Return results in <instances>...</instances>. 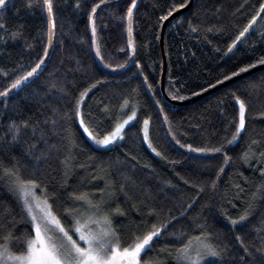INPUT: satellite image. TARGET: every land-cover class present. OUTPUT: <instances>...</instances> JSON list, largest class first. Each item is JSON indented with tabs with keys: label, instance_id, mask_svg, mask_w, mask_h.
I'll return each mask as SVG.
<instances>
[{
	"label": "snow or ice",
	"instance_id": "1",
	"mask_svg": "<svg viewBox=\"0 0 264 264\" xmlns=\"http://www.w3.org/2000/svg\"><path fill=\"white\" fill-rule=\"evenodd\" d=\"M117 2L118 0L25 2V9L30 13L38 11L47 27L45 36L31 37L32 41L43 43L44 46L42 54L37 55L30 70L23 71V63L18 64L11 73L0 69V75L5 78L15 76V79L4 84L3 90H0V105H3V111H0V264H264V213L256 224L249 219L255 216L257 208L264 209V136L250 139L239 157L249 166L252 163L258 165L256 171L260 174L259 183L254 185V190L249 192V181L243 178L241 173L242 182L230 185L231 198H228V192L221 194L225 166H231L232 161L228 150L244 138L248 131L247 123L252 120L248 115L249 102L235 92L230 94L238 108V117L228 122V125L234 128L230 137L226 126L223 138L217 140L216 134L210 133L204 146L182 142L172 127L173 121L169 115L171 106L165 110V105L157 98L154 84L149 81L151 73L145 72V68H152V71L155 69L152 65L140 62L137 45L132 39L135 13L143 0H120L126 3V8L121 10L123 14L118 16V22L120 27L124 28L126 21L128 38L125 47L120 48L119 52L123 53L126 59L123 62H111L109 57L102 53L100 41L104 40L103 33L108 24L100 17L98 10L102 12L106 8H112ZM193 2L194 0H181L180 3L167 4V0H157V4L167 5L160 9L157 26L163 22L171 23L172 18L176 20L177 27H183L187 18H177L174 13L179 9L188 8ZM258 3L255 14L227 46L226 56L234 53L238 43H243L242 38L247 39L254 34L256 25L264 21V0H258ZM11 4L12 0H0V13L10 10ZM244 7L242 4L241 9ZM69 9L76 18L81 14L86 16L91 32L90 50L94 54L96 67L88 69L76 60L75 63L79 66L67 70L60 77L64 81L60 87L52 82L60 75L59 70H56L49 83L40 86L43 96L33 91L30 97H21V101L16 104V107L23 111L31 113L32 109H36V112L28 116L21 113L17 119L9 117L5 123L7 101L13 95H19L29 84L35 83L55 48L63 47L64 39L56 38V17L58 11L67 12ZM155 10L154 6L153 11ZM220 11L215 9L214 12L217 24L220 23ZM201 15L207 17V9L198 10L192 14L193 20L187 21L185 31L189 35L203 32L204 39L207 40V33L225 31L223 28L218 29L217 24H206L200 19ZM0 32H8L7 25L3 22H0ZM26 33H30V29L25 23H21L9 36L13 42L24 41L23 49L31 55L35 52V43L28 42ZM154 38L160 39L159 36ZM259 43L262 45L261 52L264 53V32L260 34ZM216 51L220 49L217 48ZM255 51L256 49L252 48L253 55L248 57L252 62L238 67L230 74H224L222 78H217L214 84L208 83L207 88L201 86L200 92L214 88L241 73H248L258 65L264 66V54L257 56ZM181 53L185 62L189 55L196 57V52L189 53L186 49L181 50ZM20 59L22 61L23 57ZM96 73L126 77L123 84L116 82L108 94L110 99L122 101L118 104V115L113 112L117 105L101 102L102 106L97 104L93 108L86 104L90 93L94 94V90H98L100 86L109 85L108 80L98 78ZM128 73H131V76ZM68 77H71V80ZM136 79L140 80V85L125 91V85ZM176 82V77L170 69L169 83L174 85ZM141 86L150 94L154 106L158 109L157 114L162 120V126H166L167 136L171 137L179 149L185 150L184 163L189 159L193 160L189 169L194 178L180 179L185 186L190 185V188L196 191V198L190 199L185 210L178 216L172 215L171 209L165 211V204L173 203L181 191L172 181H166L163 187H152V179L145 177L143 183L147 184V187L144 197L132 203L133 197L129 195L128 187L135 182L134 173L132 176L125 175L121 171V162L101 161V171L107 168L108 175L115 176L112 171L115 168L116 172L123 176L119 182L115 179L111 183L105 182L104 187L93 184L94 181L104 180V177L96 174L94 161L98 157L87 156L93 163L78 162L79 154L84 152V148L72 126L82 130L90 153H107L113 150V146L119 148L126 138L135 144L136 139L131 133L139 124L137 136L141 146H146L156 157L168 159L153 144L150 135L152 115L147 113L142 120L138 117L140 107L136 97L140 94ZM200 92H192L191 96H198ZM168 96L172 101L190 98L181 95L180 89H170ZM245 96L264 99V71L246 82ZM220 110L223 112V107ZM259 115L264 117V112ZM195 127L202 128L200 124ZM214 140L216 142H213ZM189 154L194 155L190 157ZM218 156L224 163L217 169L213 161ZM131 160L136 161V164L132 165L136 168L139 164L137 156L132 155ZM53 162L57 165L55 168L52 166ZM170 163L175 167L182 162L171 160ZM142 167L145 171L149 170L147 164ZM151 171L154 174V169ZM84 172L88 174L83 175ZM57 175L59 180L56 179ZM176 175L179 176V173ZM45 176L47 182L42 178ZM203 177L210 179L205 180ZM73 182L80 186L92 184L95 191L78 190L73 187ZM205 192L211 193L210 202L196 208ZM217 197L231 207H235L233 200L244 201L241 212L235 218L226 212L217 213ZM193 209H196L195 213ZM212 213L226 216L230 225L229 231L239 245L238 249L230 247V242H226L228 238L221 239L220 234L214 230L213 225L209 223ZM125 220H129V223L126 224ZM181 221H186L187 227L181 224L183 231L170 233L169 230ZM246 227L255 232L254 240L249 243H246L240 234L233 232V229L242 231ZM192 232H198V235L194 236Z\"/></svg>",
	"mask_w": 264,
	"mask_h": 264
},
{
	"label": "trees",
	"instance_id": "2",
	"mask_svg": "<svg viewBox=\"0 0 264 264\" xmlns=\"http://www.w3.org/2000/svg\"><path fill=\"white\" fill-rule=\"evenodd\" d=\"M26 0H14L10 5V10L0 13V22L7 25V33L0 32V69L12 72L17 65L23 63V71L30 70L31 64H34L38 54L43 52V43H36L32 41V36H45L46 22L41 19L39 12H28L24 5ZM180 3L181 0H167V4ZM245 5L241 9V5ZM156 8L153 11V8ZM167 5L160 3L157 4V0H143L139 5L138 11L135 13L136 19L133 24V37L138 51V59L142 64L152 65V68H145V72L151 73L149 75V81L155 86L157 98L160 99L165 105L167 111L169 105L165 103L160 92L158 90V83L161 72V53L159 47V39H155V36L160 35L161 25L157 26L158 16L161 14L160 9L165 8ZM103 7V6H102ZM258 0H195L193 6L177 16V18L186 17L183 27L176 26V20L172 19L171 23L165 28L164 33V51L166 56V73H165V92L168 96L170 89H180V94L185 96H191L192 92H200L201 86L207 88L208 83H215L217 78H222L224 74H230L231 71H236L238 67L244 66L247 63L252 62L248 57L252 56V48H255V55L259 56L264 54L261 52L262 45L259 43L260 34L264 32V21H260L255 27V33L250 35L243 43L237 46V49L228 59H225V51L227 46L231 43L232 39L238 34L240 30L245 27L248 19L251 18L255 11L258 9ZM126 8V3L120 2L113 5L112 8H106L104 11L98 10L100 17L108 27L105 29L104 40L100 41L102 53L106 54L111 62H123L126 57L123 53L119 52V49L125 47L127 40L126 33V21L125 27L122 28L118 22V16L122 15L123 9ZM207 9L208 16L201 15L200 19L205 21L206 24H217L214 12L215 9H220V23L217 24V28H223L225 31L219 30L207 33V40L204 39L205 33L200 34L193 33L189 35L185 29L187 28V21H192V14L198 10ZM240 9V11H237ZM57 39H64L65 43L63 47L57 46L52 52L51 59L45 67L39 79L35 83L29 84L25 87L19 95H13V97L7 101L8 111L5 117V123L8 122V118L17 119L22 113L24 116L31 115L36 112V109H32V112H26L16 107V104L21 101V97H30L33 91L43 96L44 93L40 91V86L49 83L51 75L59 70V76H57L53 83H56L58 87L63 86L64 81L60 79L61 76L69 69L78 67L75 63L76 60L80 61L81 65H84L88 69H94L96 64L94 63L95 57L90 50L91 44V32L87 25L86 16L81 14L76 18L71 9L67 12L58 11L57 17ZM195 22V21H193ZM25 23L30 33H26L28 36V42L35 43V52L29 55L23 49L24 41L13 42L10 39L9 34L16 29L18 24ZM67 34V35H65ZM207 41H211L208 43ZM46 42V39H45ZM219 48L220 51H216ZM186 49L189 53L196 52V57L192 58L189 55L187 62L184 61V56L181 50ZM20 57H23L21 61ZM71 61V62H70ZM174 73L176 77V83L174 85L169 83V72ZM17 71H21L17 69ZM135 71V68H133ZM264 71V70H262ZM253 73L249 77L240 79L238 81L230 82L212 93L204 96L203 98L182 106H171L172 111L169 113L170 118L173 121L172 127L177 137L182 142L193 143L195 146H204L209 138L210 133H215L217 140L221 139L225 135V127L228 126V135L234 128L228 125V122L233 120L234 117H238V108L234 105V101L230 98V94L235 92L241 95L249 102L248 115L252 118L251 122L247 123L248 131L244 138L236 145L230 146L228 154L232 157L231 166H225V172L221 181V194L228 192V198L232 196V189L230 185L235 183H241L242 178L240 174H243V178H247L249 192L254 190V185L259 183L260 174L256 171L258 165L252 163H243L239 157L242 151L245 149V145L250 139L259 138L264 136V117L259 114L264 112V99L256 98L255 96H245V84L253 77H257L261 72ZM98 78L106 79L109 81L108 87H98V90H94V94L90 93L89 98L86 101L88 106L95 108L97 104L107 103L111 105H117L113 108V112L119 114L118 104L122 101H118L115 98H109V93L116 82L124 83L126 77L114 74L110 76H103L100 73H96ZM131 76V73H128ZM15 76L10 75L8 78L0 75V90L4 84L9 83ZM71 80V77H68ZM140 85V80H132L129 84L125 85V91L130 88H136ZM181 86H183L181 88ZM209 89V88H208ZM139 96L136 97V101L139 102L140 111L138 117L142 120L143 116L150 113L153 117V124L150 129V135L154 146L158 148L168 159L164 160L156 157L153 153L141 146L137 131L140 127L137 124L136 128L132 129L131 135L136 139V143L133 144L131 139H127L119 148L113 146V150L107 153L91 152L88 149V142L82 135V130L78 127L72 126V130L79 138L81 146L84 148V152L79 154V163H93L87 159L88 155L98 157L94 161L96 165V174L104 177V180L94 181L93 184L99 187H104L105 182L111 183L113 179L117 182L123 179L120 172H116L115 168L112 171L115 176L108 175V169L105 168L101 171V161H119L121 162V171L125 175L132 176L134 173V183L129 184V195L133 197L132 203H136L138 200H142L144 197V190L147 184L143 183L145 177L152 179V187L159 185L163 187L166 181H172L181 190L178 198L173 203L165 204V211L171 209L172 215H179L186 208L187 202L190 199L196 198V191L192 190L189 186L183 184V180L180 177H185L192 180L193 174L191 173L189 166L193 163V160L189 159L187 163H184L185 157L183 153L185 150L179 149L175 145L171 137L167 136L166 126H162V120L158 116V109L154 106L150 94L141 86L139 87ZM201 93V92H200ZM223 102V105H221ZM135 103V101H134ZM102 106V104H101ZM223 107V112H221ZM0 111H3V105H0ZM95 115V111H93ZM200 124L201 129H197L195 126ZM25 139H29L25 137ZM213 142H216L215 140ZM135 155L138 158L139 164L136 168L132 165L136 164V161L131 160V156ZM194 154H189L193 156ZM127 156V159H126ZM171 160L181 161L175 167L170 163ZM217 166L224 163L223 159L218 156L213 161ZM147 164L149 170H143V165ZM53 168L57 165L53 162ZM47 168V166H45ZM154 169V174L151 170ZM179 173V176L176 174ZM29 173H25L28 175ZM84 172L83 175H87ZM47 182V176L42 177ZM56 179L60 177L57 175ZM203 179H210L209 177H203ZM73 187L78 190L95 191L92 184L80 186L73 182ZM211 193L205 192L200 197V203L196 205V208H200L203 204L210 202ZM217 213L226 212L227 215H231L233 218L241 212L244 205L242 200H233L235 207H231L226 204L224 200L216 198ZM196 209H193L195 213ZM217 213L210 214L209 223L213 225L214 230L220 234L221 239L228 238L230 247L239 248V245L235 242L232 236V232L229 231L230 225L225 215H219ZM264 213V209L257 208L255 216L249 219L256 224L260 215ZM126 224L129 220L124 221ZM156 222V221H153ZM175 223V222H174ZM181 224L187 227L186 221H181L175 224V227L170 229L169 232L183 231ZM119 226V225H117ZM233 232H237L242 236L246 243L252 242L255 238V232L249 231L246 227L242 231L239 229H233ZM192 235H198V232H192ZM174 264V262H173Z\"/></svg>",
	"mask_w": 264,
	"mask_h": 264
},
{
	"label": "water",
	"instance_id": "3",
	"mask_svg": "<svg viewBox=\"0 0 264 264\" xmlns=\"http://www.w3.org/2000/svg\"><path fill=\"white\" fill-rule=\"evenodd\" d=\"M13 1L14 0H12V2ZM194 2H195V0H194ZM194 2L192 4H190L188 8L179 9L176 13H174V16L177 17V16L181 15L182 13L186 12L187 10H189L193 6ZM170 20H172V18H170ZM168 23L169 22H163V24H161L160 35H159V37H160V39H159V47H160V53H161V72H160V78H159V83H158V90H159L160 95L162 96L163 100L165 101V103L168 104L169 106L175 107V106H182V105H187V104L193 103V102L203 98L204 96L212 93L213 91L219 89L220 87H222V86H224V85H226V84H228L230 82L238 81L240 79L249 77L253 73H257V72H260V71L264 70V66H259L258 65L257 68L250 69L248 73H241L237 77H232L231 80L224 81V83L218 84L214 88H209V89H207V91L201 92L198 96H192L189 99H186L184 101H172L170 99V97L167 96V94L165 92V86H164L166 66H167L166 56H165V51H164V33H165V28L168 25ZM246 36H248V34H246ZM245 40L246 39L242 38L243 42ZM239 44H241V43H238V45ZM232 54L233 53H229L227 56L225 55V59H228L229 57H231ZM48 63H49V61H47L46 65L43 66L44 69H45V67L47 66Z\"/></svg>",
	"mask_w": 264,
	"mask_h": 264
}]
</instances>
